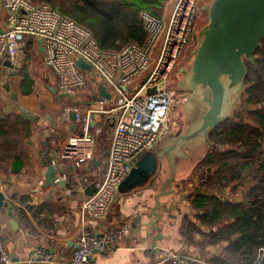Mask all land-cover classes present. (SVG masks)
I'll use <instances>...</instances> for the list:
<instances>
[{
    "label": "built area",
    "instance_id": "built-area-1",
    "mask_svg": "<svg viewBox=\"0 0 264 264\" xmlns=\"http://www.w3.org/2000/svg\"><path fill=\"white\" fill-rule=\"evenodd\" d=\"M160 4L157 11L140 12L145 41L128 42L114 50L100 48L87 28L46 2L0 0V63L7 57L14 62L26 46L35 45L38 50L41 45L44 64L54 74L58 92L75 95L90 84L95 93L103 85L110 95L101 101L111 102L109 107L74 108L78 133L65 137L59 165L71 161L78 166L92 157L95 136L100 132L94 112L113 123L100 178L92 182L84 177L78 187L92 190L79 204L80 219L100 225L99 232L83 227L68 258H58L39 246L28 257L18 259L7 249L0 228V264H97L96 255L130 234L128 224L107 220L121 181L143 153L153 151L163 140L171 101L167 81L187 43L196 0H160ZM79 59L89 69L78 65ZM258 251L264 255L263 249ZM159 255L154 264H215L165 249Z\"/></svg>",
    "mask_w": 264,
    "mask_h": 264
},
{
    "label": "crops",
    "instance_id": "crops-1",
    "mask_svg": "<svg viewBox=\"0 0 264 264\" xmlns=\"http://www.w3.org/2000/svg\"><path fill=\"white\" fill-rule=\"evenodd\" d=\"M38 52L42 57V51H39V48ZM42 62L46 68L43 57ZM25 63L26 60L23 61V66ZM51 74L54 76L53 73ZM23 75L18 77V87L14 91L18 96L17 102L44 120L40 124L29 122L19 118L17 110L4 113V117L0 119V189L6 195L11 208V214L6 208L0 210L1 235L14 258L24 259L34 247L39 246L52 251L58 258H68L76 246L77 235L83 227L96 232L100 230V225L85 223L80 219L79 204L82 198L92 190L85 188L81 191L78 187L84 177L92 182L100 178L107 158V149H97L95 144L90 160L78 166L71 161H64L60 164L64 168V174H58V178L65 179L68 183L64 186L52 185L40 188L45 171L38 157V153L44 151L43 133L47 130L50 132L48 145L49 153H51L55 146L60 148L68 134L78 133L77 123L69 119L68 112L71 109L84 110L89 106L98 109L110 106L111 102H96L89 105L90 96L95 93V86L90 84L87 85L88 88L85 86L78 90L77 92L80 93L71 99L72 102H69V98H56L48 90L47 85L45 87L48 92L44 94H32L34 83L32 92L23 94L21 90ZM28 76L31 78L30 75ZM31 80L33 81L32 78ZM4 95L5 91L0 88V109H4L9 103L8 99H4ZM47 114L57 121L58 124L54 128L48 127L50 121L45 119ZM93 119L100 127V132L105 125H108L111 136L112 127L101 114L94 112ZM60 134L62 137L59 140L54 139V136ZM169 136L170 134L164 135L163 140L168 139ZM15 153L20 155L23 167L19 172L13 173L10 165ZM162 162L164 173L160 172V180L154 174L147 184L118 193L107 221L111 224L117 222L128 224L130 234L116 242L103 254L96 255L97 264H153L159 261L161 249L196 256L200 259H214L219 257L221 249L223 251L227 245L224 241L213 244L210 242L211 235L219 224L208 226L195 216L197 210L192 206L193 199L188 193L189 186L186 183L196 180V169L190 173V163L179 161L174 182L176 191L163 194L159 193L160 183L167 176L168 170L167 164ZM182 179H185L186 191L177 184ZM252 184L247 181L244 186L237 188L233 203L245 202V199L248 202V189ZM178 187L183 191L179 192ZM194 187L196 185L192 186V191ZM224 187L218 192L214 191L212 195L218 200L230 199L227 195L223 196L224 198L220 197L221 193L228 191V188ZM155 196L159 201L157 205H155ZM19 197H26L28 201L22 204L18 200ZM43 202L48 204V209L41 211L40 215L37 214V218L33 217L26 205L35 207ZM18 208L24 211V217L29 223L27 227L21 224L15 212ZM207 230L210 232L208 235ZM162 263L169 264L168 261H162Z\"/></svg>",
    "mask_w": 264,
    "mask_h": 264
},
{
    "label": "water",
    "instance_id": "water-1",
    "mask_svg": "<svg viewBox=\"0 0 264 264\" xmlns=\"http://www.w3.org/2000/svg\"><path fill=\"white\" fill-rule=\"evenodd\" d=\"M205 9L207 24L197 35L192 60L178 83V89L184 91L182 110L187 116L186 125L175 136L163 140L153 151L141 155L119 184V193L147 184L154 174L159 179L160 172L164 173L162 161L167 164L168 174L161 180L159 193L169 194L176 191L174 182L178 162L190 163V173L196 169L208 148L216 146L209 138L210 131L230 118L245 89L247 63H254L256 51L264 40V0H209ZM39 51H42L41 45ZM25 57V52L21 50L14 62L7 57L0 63V88L5 91L4 99L9 100L7 106L0 109V119L4 117V113L17 110L23 119L40 124L44 119L18 104L17 93L11 88V78L18 76ZM77 64L89 69L80 59ZM47 88L58 99L75 97L71 93L58 92L54 86L47 85ZM103 98L109 99L110 95L105 87L100 85L97 93L90 96L88 104L101 102ZM68 115L69 119L75 122V110L71 109ZM45 119L50 121L48 127L54 128L58 124L51 115H45ZM43 134L44 151L39 152L38 157L45 171L40 188L64 186L68 183L67 180L58 178V174H64V168L59 165L60 148L55 146L49 153L50 132L47 130ZM61 137V134L56 135L54 139L59 140ZM22 167L20 155L13 154L10 170L16 173ZM184 180L177 184L186 191ZM177 189L179 192L183 191L180 187ZM193 190L194 195L208 196L214 193L201 186H196ZM155 197L157 205L159 201L157 196ZM3 208L11 214L8 199L0 189V210ZM151 210L154 212V208ZM232 239H235V236Z\"/></svg>",
    "mask_w": 264,
    "mask_h": 264
},
{
    "label": "trees",
    "instance_id": "trees-1",
    "mask_svg": "<svg viewBox=\"0 0 264 264\" xmlns=\"http://www.w3.org/2000/svg\"><path fill=\"white\" fill-rule=\"evenodd\" d=\"M31 1L49 3L59 9L63 16L87 28L100 48L114 50L128 42L142 44L146 35L140 12L157 11L161 6L160 0ZM256 56L254 63H247L244 95L245 102L259 104V107L248 112V121L229 119L209 133L210 140L217 147L222 145L229 148L222 155L233 153L232 150L235 149L240 151L241 154L236 152L241 159L237 165L240 171H248L252 175L253 184L248 189V202H225L213 195H195L191 202L197 210L195 216L198 220L208 226L219 224L211 235L210 242H227L224 251L217 257L221 264H253L258 250L261 248L264 251V40L257 49ZM32 85L31 78L24 74L22 93H31ZM213 160V156L208 153L205 161ZM237 178H240L237 171H232L228 178L221 175L224 184ZM18 200L24 204L28 198L19 197ZM26 207L37 218V214L40 215L41 211L48 209V204L43 202L35 207ZM18 212L24 217L21 208H18ZM233 236L236 238L232 239ZM260 264H264V255Z\"/></svg>",
    "mask_w": 264,
    "mask_h": 264
},
{
    "label": "rangeland",
    "instance_id": "rangeland-1",
    "mask_svg": "<svg viewBox=\"0 0 264 264\" xmlns=\"http://www.w3.org/2000/svg\"><path fill=\"white\" fill-rule=\"evenodd\" d=\"M208 3H209V0H196L193 20L191 23V29L188 35L187 43L185 44L182 52L179 55L177 62L175 63L173 67V70L171 71L168 77L167 88L171 92V101H170L167 114L164 119L163 134L164 135L170 134L169 138L172 136H175V134H177L180 130H182L183 126L186 125L187 116L186 114H183V110H182L184 91L178 89V83H179L180 78L182 77L183 71L187 69L188 65L190 64L192 60L193 51L197 44V35L199 34V31L207 24L208 16H207V11L205 7L208 5ZM160 43L161 42L158 43V46H157L158 48L160 47ZM23 51L26 54V57L24 59L26 60V63L22 67L18 76L11 78L12 80L11 88L14 90H17L18 77L21 76V74H28L33 79L34 90L32 94L39 95V94H44L45 92H48L45 85H50V86L55 87V77L51 74L52 72L49 69L47 70L44 67L43 62H42V57L39 54L38 50L36 49V46L33 45L32 48H30L29 46H26ZM155 52L157 53L156 46H155ZM245 87H246V84H245ZM78 93L80 92H76L75 95H77ZM245 98L246 96L244 95V91H243L239 97L237 104L235 105V108L230 118L225 119L224 121L229 120V119L248 121V112L255 108H258L259 104L247 103L245 102ZM72 101L70 99L69 102H72ZM17 116L19 118H22L19 114H17ZM109 125L113 127L112 122H110ZM97 135L98 136H95L97 149L98 148H100L101 150L107 149L108 144H109V138H110V127L108 125H105L104 128H102V131L99 132V134ZM219 146H221V148L217 147V145L214 148H208V150L205 152V157L208 153H210V155L213 156L214 160L209 161V162L205 161V157L203 156L202 160L200 161L199 165H197L196 170H195V172H197L196 180H191L189 181V183H186V185L189 186L188 193H190L191 199H193L194 197V190L192 191L193 185L201 186L204 189H209L211 192H214V191L218 192L219 190L225 188L224 186H226L228 188V191L226 193H221L222 196L220 194V197L227 195L229 196L230 199L226 198L225 201L233 202L234 201L233 197L235 196L237 188L244 186V183L247 181L249 183H253L251 180L252 175H250L248 171H244V170L240 171L239 166L237 165L241 161V159H239L237 155V153L241 154L240 151L239 152L236 151L234 147L233 149L235 150H232L233 153L222 155V153L226 152L229 148L222 146V145H219ZM262 149L264 150V147ZM206 171L207 172L211 171V173L208 174L206 173ZM232 171H237L240 178L231 180L230 182L224 184V180L221 179V175H225L228 178ZM222 184L223 186H220ZM233 190L235 191L232 194ZM15 212L17 213L21 224L27 227L29 224L27 219L25 217H22L18 211L15 210ZM215 231H216V228H215ZM206 233L208 235L209 230H207ZM224 242L227 243L226 241ZM219 248L221 249L222 247H219ZM221 253H222V249H221ZM179 254L183 256H192V255L182 254V253H179ZM192 257L198 258L196 256H192ZM262 258H263V255L261 256L260 252L258 251L256 259L253 264H260V261ZM212 259L213 258L204 259V260H207L208 262H212L215 264H221L218 262L217 258H214L213 260Z\"/></svg>",
    "mask_w": 264,
    "mask_h": 264
}]
</instances>
